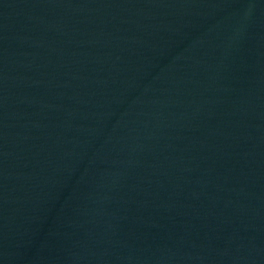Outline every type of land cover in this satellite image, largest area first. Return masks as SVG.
<instances>
[{"label": "water", "instance_id": "1", "mask_svg": "<svg viewBox=\"0 0 264 264\" xmlns=\"http://www.w3.org/2000/svg\"><path fill=\"white\" fill-rule=\"evenodd\" d=\"M0 264H264V0H0Z\"/></svg>", "mask_w": 264, "mask_h": 264}]
</instances>
